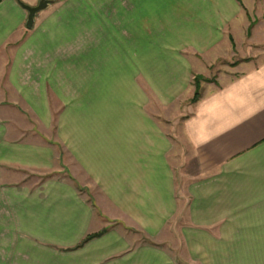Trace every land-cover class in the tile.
<instances>
[{
    "label": "crops",
    "instance_id": "obj_1",
    "mask_svg": "<svg viewBox=\"0 0 264 264\" xmlns=\"http://www.w3.org/2000/svg\"><path fill=\"white\" fill-rule=\"evenodd\" d=\"M21 1L33 6L41 0ZM154 2L132 1L134 5ZM163 2L168 5L166 104L188 94L194 74L208 73L213 63L234 53L237 36L242 45L251 29V44H264V0ZM4 4L0 6V50L12 33L7 22L14 21L5 12L6 4L19 13L17 23L24 22L31 30L28 11L19 0ZM140 10L124 20L155 18L149 9ZM140 31L138 25L127 33L138 36ZM225 40L230 50L221 54L217 49ZM100 48L108 52V44ZM113 48L125 50L123 45ZM212 49L218 52L205 70ZM55 62L43 63L32 77L26 61H17L13 68L18 76L11 82L18 98L8 106L0 103V113L12 110L27 118L25 107L36 110L37 117L50 118L48 85L53 84ZM88 89L84 123L70 126L69 135L61 138L73 161L72 171H80L99 190L103 208H93L90 198L70 179L55 177L38 185L18 175V170L33 175L51 172L60 161V145L37 132L24 137L22 126H15L14 132L13 126L2 123L0 264H174L167 252L135 246L136 240L125 236L120 226L76 248L88 234L108 227L101 212L116 211L124 224L155 229L168 222V213L178 206L169 160L171 143L166 131L142 108L145 97L138 93L136 99L125 101L127 106L121 100L116 104L121 108L111 113L101 88L96 98ZM56 92L60 94L59 88ZM181 132L195 170L185 174L190 203L184 229L194 259L199 264H264V55L244 57L207 85Z\"/></svg>",
    "mask_w": 264,
    "mask_h": 264
},
{
    "label": "rangeland",
    "instance_id": "obj_2",
    "mask_svg": "<svg viewBox=\"0 0 264 264\" xmlns=\"http://www.w3.org/2000/svg\"><path fill=\"white\" fill-rule=\"evenodd\" d=\"M132 1L135 3L139 0ZM132 1L57 0L39 12L33 30H27L24 22L18 24L19 13L6 4L5 12L10 13L9 16L14 21L7 22L11 24L12 33L6 45L0 50V103L8 106L13 99L18 98L11 82L12 77L18 76L13 68L17 61H26L25 68L27 67L28 71L31 69L32 77L37 76V67L45 62L52 63V60H55L54 64L57 66L54 71L51 70L54 77L53 84L48 85L49 108L52 116L37 117L36 110L25 107L23 110H27L24 112L29 113L27 118L19 113H11L12 110H4L2 114L0 113V125L4 123L13 126L14 132H17L15 126H22L24 137H30L37 132V135H42L52 143L60 145V161L51 172H38V175H33L31 172L18 170L16 172L18 175L25 176L34 184H41L55 177L70 179L90 198L93 208L100 211L103 207L99 202L103 203L104 199L89 180L80 176V171H72L73 161L62 143L61 136L67 137L69 127L75 123H84L82 113L85 109L88 88L93 90L91 94L94 98L98 96L96 90L101 88L100 93L108 100L111 113L121 108L116 106L121 100L125 102L129 101L128 98L136 99L138 93L144 96L146 101L142 108L144 107L147 113L151 114L158 127L166 131L171 143L169 160L175 175L174 184L177 187L174 195L178 204L177 211L168 213V222L155 229H146L128 225L130 223L124 224L120 221L122 216L116 211L112 212L108 205L111 211L100 214L103 221L108 223L106 225L108 227L88 234L76 248L120 226L125 236L136 240L135 246L138 244L140 247L151 246L157 248L159 252H167L174 264H199L192 255L193 251L187 237L184 236L188 215L187 205L190 203L185 174L194 170V164L191 159H187L190 149L182 138L183 121L190 115L192 106L202 97L207 85L216 82L222 72L233 68L244 57L264 55V44H251L248 40L252 34L250 29L244 39L245 43L241 45L238 42L240 37L237 36L239 39L237 45H234V53L230 52L217 63H213L209 70L211 56L217 55V50H220L221 54H226L227 50H230L231 45L228 41H223L217 50L212 49L207 54L208 58L204 62L205 70H209L208 73L194 74L188 94L166 104L163 99L168 95V53H166L168 5L161 3L162 0H155L154 4L150 5H138V3L134 5ZM5 2L6 0H0V6ZM38 5L37 3L33 6ZM139 8L140 12L149 9L155 13V18L124 20L125 17L133 14V10L138 13ZM138 25L141 30L138 36L127 33ZM106 44H108L107 53L100 50V46ZM114 45H123L125 50L119 51L113 48ZM261 50L263 52H260ZM198 65L200 68L204 67V64ZM25 70L23 69V73ZM67 81L68 83H65ZM58 88L60 94L56 92ZM93 104L97 105V101ZM125 105L128 104L125 102ZM29 132L33 134H28ZM3 168L0 165V169Z\"/></svg>",
    "mask_w": 264,
    "mask_h": 264
},
{
    "label": "water",
    "instance_id": "obj_3",
    "mask_svg": "<svg viewBox=\"0 0 264 264\" xmlns=\"http://www.w3.org/2000/svg\"><path fill=\"white\" fill-rule=\"evenodd\" d=\"M50 2L51 0H41L38 6H31L19 0V3L21 4V6L25 8L29 14L28 20H27L28 29H32L34 27L36 15L40 11L44 10Z\"/></svg>",
    "mask_w": 264,
    "mask_h": 264
},
{
    "label": "trees",
    "instance_id": "obj_4",
    "mask_svg": "<svg viewBox=\"0 0 264 264\" xmlns=\"http://www.w3.org/2000/svg\"><path fill=\"white\" fill-rule=\"evenodd\" d=\"M198 95V94H197Z\"/></svg>",
    "mask_w": 264,
    "mask_h": 264
}]
</instances>
